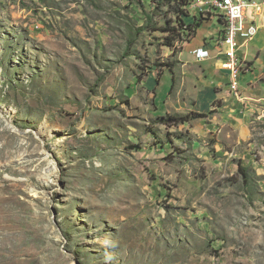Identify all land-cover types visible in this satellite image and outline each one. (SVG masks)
Segmentation results:
<instances>
[{
    "label": "rangeland",
    "instance_id": "374dc122",
    "mask_svg": "<svg viewBox=\"0 0 264 264\" xmlns=\"http://www.w3.org/2000/svg\"><path fill=\"white\" fill-rule=\"evenodd\" d=\"M196 1L0 0V264H264V124L196 111Z\"/></svg>",
    "mask_w": 264,
    "mask_h": 264
},
{
    "label": "crops",
    "instance_id": "0c3cea01",
    "mask_svg": "<svg viewBox=\"0 0 264 264\" xmlns=\"http://www.w3.org/2000/svg\"><path fill=\"white\" fill-rule=\"evenodd\" d=\"M205 1V4L210 2V0ZM257 1L254 3L262 6L261 13L258 16L254 12L249 13V18L258 27L257 36L250 39L248 45L238 52V69L241 70V67L246 66L245 71L241 73L244 74L240 81L241 101L233 96L231 90H228L227 72L221 69V63L225 58L221 52L224 53L227 48L220 44L224 38L225 28L218 17L207 18V14L204 13L199 15L198 19L202 20L201 27L197 29L193 38L181 42L182 49L177 58L182 71L194 70L204 79L200 82H203L201 85L205 90H198L194 94L197 101L196 111L210 109L214 102H219V105L211 109L214 114L208 122H237L238 132L243 141L251 139L252 130L264 124V0ZM197 4L199 3L194 0L191 6L195 8ZM191 19L190 24L193 23L194 18ZM198 48L208 50L210 59L197 62L194 51ZM199 64L205 68L199 67ZM196 89L194 88V91Z\"/></svg>",
    "mask_w": 264,
    "mask_h": 264
},
{
    "label": "built area",
    "instance_id": "2783aa9c",
    "mask_svg": "<svg viewBox=\"0 0 264 264\" xmlns=\"http://www.w3.org/2000/svg\"><path fill=\"white\" fill-rule=\"evenodd\" d=\"M205 5L218 12L226 21L224 38L220 44L225 45L227 50L224 53L221 52V55L225 57L221 63V69L227 72L228 90H231L233 96L241 101L240 81L244 74H241V70L238 69V52L248 45L250 37L257 36L258 27L249 18V13L254 12L258 16L262 6H255L254 0H212L211 4ZM201 13H204L203 9ZM195 59L197 62L207 61L210 59V53L204 48H198Z\"/></svg>",
    "mask_w": 264,
    "mask_h": 264
},
{
    "label": "trees",
    "instance_id": "16d2710c",
    "mask_svg": "<svg viewBox=\"0 0 264 264\" xmlns=\"http://www.w3.org/2000/svg\"><path fill=\"white\" fill-rule=\"evenodd\" d=\"M165 1H167L168 5H173L172 9L174 10V12L177 14L178 17H180V15H183V11H184L183 9L186 8L190 3L189 0H165ZM218 18H219L220 23L223 26V28H225L226 22H225L224 17L219 16ZM179 22H180V25L183 27L181 32H184V34H187L189 39L194 37L195 32L197 31V29H199L201 27V24H202V20H198V19H196V17H194L193 23H191V24L185 25V24H182L181 21H179ZM167 31H175V30L171 29V30H167ZM223 31H224V29H223ZM189 39H188V41H189ZM167 40H168V42L170 41L169 39H167ZM182 42H184V41H182ZM170 45L172 47V44H170ZM168 67H169L168 72L172 75V78H171V86H172L174 84V81H175L174 76H173V73H174L173 72V66L170 65ZM199 117L203 118L205 116L199 115ZM165 121L168 124H180V123L184 124V123L189 122V119L187 117L183 118V117L171 116V117H168Z\"/></svg>",
    "mask_w": 264,
    "mask_h": 264
},
{
    "label": "bare ground",
    "instance_id": "6f19581e",
    "mask_svg": "<svg viewBox=\"0 0 264 264\" xmlns=\"http://www.w3.org/2000/svg\"><path fill=\"white\" fill-rule=\"evenodd\" d=\"M211 2H212V0H210L209 4H211ZM255 6H259V5L255 4ZM225 22H226V21H225ZM253 37H254V36L250 37V39L252 40ZM194 57H196V50L194 51Z\"/></svg>",
    "mask_w": 264,
    "mask_h": 264
}]
</instances>
